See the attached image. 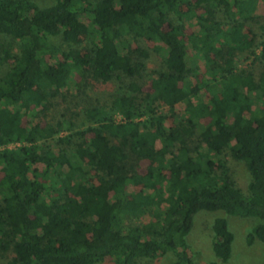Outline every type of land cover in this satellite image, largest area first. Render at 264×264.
Masks as SVG:
<instances>
[{"label":"trees","instance_id":"1","mask_svg":"<svg viewBox=\"0 0 264 264\" xmlns=\"http://www.w3.org/2000/svg\"><path fill=\"white\" fill-rule=\"evenodd\" d=\"M261 3L0 0V264H196L187 235L201 211L258 218L247 243L264 244ZM111 84L110 105L81 109L83 129L66 113L26 121L72 85ZM225 155L245 162L246 193ZM212 230L208 264L227 262L226 217Z\"/></svg>","mask_w":264,"mask_h":264},{"label":"rangeland","instance_id":"2","mask_svg":"<svg viewBox=\"0 0 264 264\" xmlns=\"http://www.w3.org/2000/svg\"><path fill=\"white\" fill-rule=\"evenodd\" d=\"M259 11L260 13H264V3L259 5ZM188 30H191V28L189 27ZM189 57L191 58L192 63L200 66L205 65L204 59L200 57L197 50L190 49ZM157 59L158 55L154 53L152 58L147 60L148 67L152 68L158 65ZM250 63L251 60H246L243 62L238 61L237 66L238 68L242 69L249 67ZM139 83L142 85L144 91H151L150 80H148L145 75H142L139 78ZM116 89L117 87L111 84L110 86L104 87L102 89L90 88L87 93L84 94L82 90H78L74 87V85H72L69 90H65L67 97L63 99L61 96H59L53 102L54 105L50 108V110L46 111L45 115L41 114L32 118L31 115L33 113H31L26 117V121L29 125H33L39 121H43L41 120V117L45 116L46 119H44V121L55 122L58 117L66 113L68 117H72L71 119L76 124V129H83L85 127V115L82 113L81 109L89 102L92 104L110 105L112 102L113 93ZM207 97H209V95H207ZM184 106L185 104L180 105L181 111ZM162 109L164 112L168 113L167 125L173 126L176 123V115L170 113L168 107H163ZM116 119L120 121L122 119L121 115L117 114ZM66 133L67 132H65L63 135H66ZM15 146L16 145L12 144V147ZM224 158L229 162L233 178L237 185L246 193L249 174L245 162L235 160L227 155H225ZM146 164L147 161L144 160L142 162V166L139 168L140 172H144ZM217 217H226L229 227L235 236L232 245V256L227 262L221 261L220 264H264V244L260 241H256L252 245H248L247 243L248 233L260 220L256 217L230 215L223 211H201L195 216L194 227L187 235V240L190 244V253L194 257L195 263L208 264L212 260H217L213 250L212 230L213 222ZM156 219L157 216L150 213L141 217L140 222H149ZM168 263L169 259L159 258L158 260H155L153 264ZM103 264L114 263L113 261L108 260Z\"/></svg>","mask_w":264,"mask_h":264},{"label":"built area","instance_id":"3","mask_svg":"<svg viewBox=\"0 0 264 264\" xmlns=\"http://www.w3.org/2000/svg\"><path fill=\"white\" fill-rule=\"evenodd\" d=\"M9 146H11V147H12V145H9Z\"/></svg>","mask_w":264,"mask_h":264}]
</instances>
